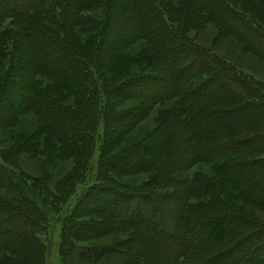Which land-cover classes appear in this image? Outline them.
<instances>
[{
    "label": "trees",
    "instance_id": "1",
    "mask_svg": "<svg viewBox=\"0 0 264 264\" xmlns=\"http://www.w3.org/2000/svg\"><path fill=\"white\" fill-rule=\"evenodd\" d=\"M111 1L114 0H26L22 5L13 4L0 9V67L6 64L0 84V99H5L9 84L6 81L10 75L25 76L24 80L16 77L19 81L16 87L20 92L15 101L22 107L20 115L35 116L32 104L41 99L46 104L45 114L54 117L44 123L45 132L58 138V143H69L70 148H64L63 156L74 157V169L57 190V200H53V195L39 191L36 184L17 169L10 170L14 173L4 170L0 174V184L12 189L8 198L12 194L18 195V189L13 191L18 185L21 192L32 199L0 200V254L7 253L13 258L0 261V264H46V247L40 235H45L51 223H58L63 231L58 246L61 264H264V223L236 214L230 204L233 200H227L246 196L248 200H243L246 204L264 210V190L255 188L258 185H243V176L237 171L250 162L254 168L264 167V140L252 138L235 144L224 138L225 135L220 136L230 129V124L227 121L218 123L220 112L212 111L210 106L212 100L236 98L233 91H240L239 86L233 82L228 88L214 93L215 98L208 99L209 94L203 95L202 99H208L206 103L192 87L183 86L185 70H178L171 62L168 64L165 60L168 53L180 54L189 62L192 60L190 55L198 53L202 56L203 51L187 42L181 31L172 26L168 13H161L153 0L117 1L131 12L134 19L132 27L124 25L127 18L113 22L112 15L107 12L106 16L107 10H104L96 37H85L84 43L77 36L69 38V33H75L77 29L83 33L92 31L87 26L92 25L94 19L89 17V20L83 12L89 14L98 7L106 9ZM176 1L184 10L174 11H185V15L180 16L192 18L195 23L204 24L214 19L228 26L232 23L231 20L225 23L226 16L236 17L264 41L261 28H252L254 25L245 22V17L241 19L245 12L236 7L237 0ZM240 1L243 2L241 7H251L252 0ZM104 25L128 30L130 35L119 36L109 47L103 43ZM144 35V39L153 42L151 50L143 51L136 59L127 58L123 51ZM169 38L182 43L177 42L179 44L170 48L166 46ZM43 43L49 45V50L56 48L55 58L42 50ZM210 60L213 62L215 59ZM143 62L160 68L163 73L168 72L172 82L165 83L156 92L137 88L127 94V99H142L141 115L149 117L156 110L159 120L156 136L148 138L146 148H140L141 143L139 148L136 145L131 150L134 152L137 148L140 154L130 163L129 168L134 170L129 172H150L155 178L151 183L155 188L173 192L168 195L169 200L163 194L156 196L159 200H95L97 206L93 211L97 215L93 217L96 220L80 224L77 217L88 206H81V201L88 194L86 189L99 180L108 181L107 171L115 162L110 160L109 163L104 155L107 148L106 121L113 118L110 99L117 93L106 72L127 74L130 67ZM214 63L222 70L232 71L231 65L220 59ZM234 75L238 76L240 85L248 83L240 72ZM37 77L54 80L55 83L43 86ZM256 87V102L264 114V96L260 94L261 87ZM60 97L70 101L73 98V107L61 104L63 99ZM56 102L64 106V114L49 108ZM259 114L255 111L254 116L264 125V118ZM3 118L1 116L0 120ZM70 118L75 124L66 122ZM63 125L69 126L66 131L61 127ZM235 126L238 127L235 123L233 129L237 128ZM259 134L264 135V127ZM249 144L259 151V157L232 162L233 157L239 159L235 150ZM95 150L98 152L97 161L93 159ZM52 151H55L53 157L59 158L60 148ZM214 160L217 163L212 166L213 172L225 185L227 194L213 188V200H187L188 197L205 198L204 194L209 191L208 182L203 179L197 182L194 177L179 180L176 173L188 170L197 162L209 164ZM78 181H82L84 189L80 195L72 196ZM92 191L100 192L95 188ZM0 195L5 196L6 192H0ZM126 209L132 212L131 216ZM246 226H249V235ZM121 232L128 233L124 248L82 247L76 242Z\"/></svg>",
    "mask_w": 264,
    "mask_h": 264
},
{
    "label": "rangeland",
    "instance_id": "2",
    "mask_svg": "<svg viewBox=\"0 0 264 264\" xmlns=\"http://www.w3.org/2000/svg\"><path fill=\"white\" fill-rule=\"evenodd\" d=\"M25 1L26 0H0V9L4 7L9 8L13 4L22 5ZM117 1L118 0L111 1L106 9L98 7L94 12L89 14L83 12L84 16L88 18L91 17L92 20L94 19L92 25L90 24L87 26L89 29L92 28V31L83 33L77 29L75 33H69V38L77 36V38L81 39V42L84 43L85 37L91 38V36L94 35L96 37L98 29L103 21H101V19L104 18V10H107L106 16H108L107 12L112 15L113 22L117 20L123 21L122 19L127 18L128 20L125 21L124 25L132 27L134 19L131 12L122 8V2L118 3ZM153 4H155V6L158 4L157 7L161 10V13H168L172 26L181 31V34L187 38V42L191 43L193 48L199 47L203 51V55L201 54L202 56L198 53L190 55L192 56V60L189 62L183 60L180 54L171 55L172 52L168 53V59H165L167 63L169 64V62H171L178 70L181 68L185 70L183 86L186 88L192 87L195 91L194 93L198 94V97L203 100L204 103L212 97L215 98V94L219 90L225 89L224 87L228 88L233 82L239 86L240 91L232 89L234 90L233 95L237 96L236 98L225 101L216 99L210 102L212 111L217 110L220 112V115L217 116L218 123L227 121V123L230 124V129H227L226 132L223 131L220 136L225 135L224 138L232 143L235 142V144L248 142L252 140V138L264 140V135L260 136L259 134L262 133V127H264V125L260 124L258 118L254 116L255 111H257V113H260L264 118V114L261 113L263 110L260 104L256 102V94H254V88L256 89V85H259L261 87L259 88L260 94L264 96V41L259 40L256 32L248 28L245 23L236 17L226 16L228 19L225 20V23L227 24L228 20H231L232 23L228 26H225L222 21H216L214 19H210V22L206 21L207 23L204 24L195 23L192 18L189 20L186 16H180L185 15V11H179L178 13L174 11V9L184 10L176 0H153ZM242 4L243 2L240 0L235 2L236 7L242 8L243 10H241L245 12V16H240L241 19L245 17V22L254 25L251 26L252 28H261L262 31H264V0L263 2L262 0H252L251 7H241ZM88 24L89 22L86 25ZM128 35H130L128 30L124 31L122 28L117 29L112 25H104L103 43L108 44L110 47L119 36L127 37ZM145 36L146 35L123 51L127 58L136 59L143 51L151 50L153 42H148V40L144 39ZM177 42L182 43L181 41L169 38L166 46L171 48L173 45L179 44ZM43 46L44 49L42 50L46 51L49 57H56V48L49 50V45H46V43H43ZM103 47L106 48L105 46ZM210 58H213V60L220 59L230 64L232 71L228 72L225 69L222 70L215 65V60L212 62ZM140 64L139 66L134 65L130 67L127 74L126 72L121 75L111 74L109 71L106 72L109 82L117 89V93L110 99V103L113 104V107L111 106L113 110L111 116H113V118L109 122L106 121V133H104L107 148L104 155L109 163L110 160L115 162L111 164L110 169L107 171L108 181L99 180L97 184H92L90 185L91 187L86 189L88 194H86L81 201V206H88L81 212V215L77 217V222L80 224H87L93 219L96 220V218L93 217L97 215L93 211L94 207L97 206V201L95 200H159L156 198L159 194H163L164 198L169 200L168 195L170 192H173L167 189L158 190L155 188L154 185L151 184L155 178L150 172L140 171L138 173L132 172V174L129 172L133 169L129 168L131 167L130 163L140 154L137 148L134 152H131V150L136 145L139 148L141 143L142 146L140 148H146L148 145V138L150 140L156 136L158 131H156V129L159 128V120L157 121L156 110L153 111L149 117L141 115V96V100L138 101L136 99H127V94L137 88L141 91L153 89L152 91L156 92L159 87L161 88L165 83L172 82L168 72L163 73L164 71L160 68L150 66L149 62ZM5 66L6 64L2 66L3 68L0 67V84L4 79L2 75H4L6 71ZM235 72H240L242 74L245 81H248V86H246L247 84L240 85L241 82H239L238 76L234 75ZM16 77H19V79L22 77L23 80L25 79V76L20 74L15 77H11L10 75L6 81L9 84L5 99H0V118L1 116L4 117L0 120V174L5 171H8L7 173H14L12 171H16L17 169L27 176L29 181L34 182L39 191L48 193V195H53V200H57V190L74 169V157L72 156V158L67 155L63 156L65 151L64 148H67V150L70 148L69 143H67V145L64 144V142L62 143V141L58 143L56 141L58 138H54L55 136H52V133L48 134L45 132L44 129H46V127L44 128V123H47V120H51L54 117L49 116L47 113V115L45 114V112H47L46 104L43 103L41 99L35 100L32 104L31 109L35 110V116L31 114L20 115L23 110H21L22 107L15 101L19 97L20 92L16 87V83L19 82ZM37 79L41 80L40 83L43 86H50L55 83L54 80H47L44 77H37ZM144 81L147 82L143 83ZM140 84H142V87ZM205 94H209L208 99H202ZM143 97L146 98L145 96ZM55 98L54 99L57 100V97ZM7 99H9V101ZM62 99L63 101L61 100V104L67 107H73L71 106L73 104V98L71 101L70 99ZM174 103H176V101ZM64 106H59L56 102L53 103V105H49V108L55 112L62 111L60 113L64 114L66 111L65 108H62ZM14 117L16 118L15 122ZM71 119L72 118L67 119V121L65 119V121L75 124ZM235 123L238 127L235 126L237 128L233 129V124ZM40 125V131H37ZM224 125L227 124L224 123ZM61 127L66 131L69 126L63 125ZM99 134H101L100 130ZM57 148H60V152H58L59 158H54L53 153H55V151H52V149L56 150ZM259 150L261 151V149ZM235 151L239 159L236 160V157H233L232 162H244L250 157H259V151L253 147V144L241 146ZM93 157V159L97 161V150L94 151ZM250 161H252V159ZM258 162L260 163V161ZM216 163L215 160L209 164L197 162L188 170L176 173V177L179 180L194 177L196 181H201L203 179L208 182L207 190L209 191L204 194L206 196L205 198H202V196L199 198L188 197L187 200H213V188H215V191L217 190L219 192V190H221L224 194H227L225 185L222 184L220 178L213 172L212 166L216 165ZM251 164V162L246 163V166L237 170L238 172L240 171L239 173L243 176L242 184L247 185V187L258 185L255 188L264 190V167L262 168V165H260L254 168ZM249 173L250 175H248ZM80 182L82 181H78L75 184L77 188L72 196L80 195L84 189V186H82ZM15 186L13 191L16 192L15 190L17 189L20 191V193L19 191L17 192L18 195L20 194L19 198L18 195L12 194L9 199L8 195L9 191L12 190L11 187L0 184V192H6L5 196L0 195V200H32L29 195L21 192L18 185ZM2 188L5 189L2 190ZM92 188L98 189L100 192H93ZM245 189L246 188H242L243 191ZM245 192L247 191L245 190ZM96 193H98V195ZM232 196L235 195L232 193ZM245 199L246 196L244 198H227V200H233L230 204L236 214L264 223V210L246 204V202L243 201ZM246 200H248V198ZM126 211L130 216L132 215L129 209H126ZM248 227L249 226H246V230L248 231L247 235H249ZM62 234L63 231L60 225L58 223H51L46 229L45 235H40L42 238L41 241L46 247V264H61L58 246ZM127 238L128 233L121 232L111 233L91 241H78L76 239V242L82 247L96 246L102 248L122 246V248H124L123 244H125ZM8 259L13 258L7 253L0 254L1 262Z\"/></svg>",
    "mask_w": 264,
    "mask_h": 264
}]
</instances>
